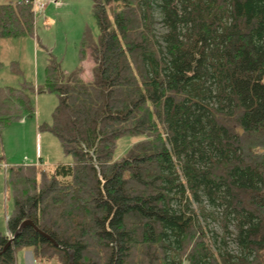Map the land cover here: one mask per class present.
Returning <instances> with one entry per match:
<instances>
[{"label":"trees","instance_id":"16d2710c","mask_svg":"<svg viewBox=\"0 0 264 264\" xmlns=\"http://www.w3.org/2000/svg\"><path fill=\"white\" fill-rule=\"evenodd\" d=\"M34 1L0 5V40L35 36ZM92 2L99 35L80 51L91 81L52 58L44 86L0 88V141L35 115L32 94L54 93L45 131L73 158L8 168L0 264L26 248L39 264H69V250L75 264H264V0ZM127 136L143 140L116 159ZM202 198L233 220L236 260L200 237L189 213ZM26 220L57 246L27 226L3 252Z\"/></svg>","mask_w":264,"mask_h":264},{"label":"rangeland","instance_id":"374dc122","mask_svg":"<svg viewBox=\"0 0 264 264\" xmlns=\"http://www.w3.org/2000/svg\"><path fill=\"white\" fill-rule=\"evenodd\" d=\"M41 1L49 0H36V2ZM7 3L8 0H0V5ZM55 3H61L62 7ZM52 5L44 14H39L36 6L34 37L24 36L18 39L0 40V88H21L25 83L33 84L36 88L44 86L47 66L52 58L60 64L65 74L73 73L82 67L85 70V76H90L93 67L92 59L87 55L86 59L81 60L80 51L86 32L91 31L94 38L99 35V28L93 16L92 0H54ZM159 28L161 30L160 26ZM32 99L36 110L35 115L24 117V122L12 123L2 130L0 161H6L11 167L34 165L35 159L36 163H39L40 160L36 158L37 148L39 149L36 134L41 129L40 133L49 138H44V135L41 138L43 157L47 161L44 169L53 170L48 161L68 163L63 162L66 161L67 156L59 139L49 131H45V127L53 125L59 97L54 93L40 92L32 94ZM141 140H143L142 137L121 138L118 141L115 158L121 159L126 156L132 146ZM47 155L51 158H46ZM60 155L63 161L58 160ZM69 158L73 163V158ZM10 188L7 176L0 168V227H2V221L6 219V213L10 214L14 209L15 202ZM190 200L194 215L189 213V216L196 221L197 228L201 227L204 231L200 237L204 238L213 256L220 259L219 255L222 253L230 254L234 260H236L235 257L239 258L241 251L235 243L233 220L227 225L222 208L209 207L204 198L202 203ZM201 204L206 210L205 214L210 216L203 215ZM191 247L193 245L189 247V252ZM182 264L190 263L185 259Z\"/></svg>","mask_w":264,"mask_h":264},{"label":"crops","instance_id":"0c3cea01","mask_svg":"<svg viewBox=\"0 0 264 264\" xmlns=\"http://www.w3.org/2000/svg\"><path fill=\"white\" fill-rule=\"evenodd\" d=\"M53 2H54V0H52ZM56 2H58V1H56ZM52 5V4H51ZM50 5V6H51ZM53 6V5H52ZM59 7H62V4L61 3H59ZM49 9V8H48ZM57 9V8H56ZM47 11V10H46ZM91 73H92V69H91ZM90 73V76L89 75H86L85 76V70L83 69V73H82V77H83V79L85 80V81H91L92 80V74ZM23 122H24V120H22ZM21 121V122H22ZM40 131H41V129H39V131L37 132V134H36V136H37V141L39 140V149L37 148V157L36 158H38L40 161H39V163H36V159H35V161H33V162H35L34 163V165L35 166H38V167H40V168H44L45 166H46V162L47 161H45L44 160V157H43V149H42V141H41V138H42V136L44 135V134H41L40 133ZM48 136L47 135H44V138H47ZM47 139H49V138H47ZM51 141V140H50ZM48 157H46V158H49L50 157V155H47ZM51 158V157H50ZM1 160V159H0ZM28 160V159H27ZM58 160H62L63 161V159H62V157H61V155H60V157H58ZM63 162H68V163H65V164H68V165H71L72 164V162H71V160H70V158L67 156V158H66V161H63ZM48 163L50 164V166H52V167H55V166H57V165H59V164H61V163H57L56 161H54V162H50V161H48ZM33 164V163H32ZM24 165H26V164H24ZM5 166H7V169H5ZM21 166V165H20ZM0 168H2L3 170H4V172H5V174L7 173V170H8V168H11V166L8 164V163H6V161H0ZM7 208V207H6ZM0 224H1V216H0ZM1 226V225H0ZM0 231H2L3 233H5V234H9V229H8V213H6V219L4 220V221H2V227H0ZM16 264H39L37 261H36V259H35V256H34V252H33V249H31V248H26V249H23V250H20V251H18V253H17V258H16Z\"/></svg>","mask_w":264,"mask_h":264},{"label":"water","instance_id":"95a60500","mask_svg":"<svg viewBox=\"0 0 264 264\" xmlns=\"http://www.w3.org/2000/svg\"><path fill=\"white\" fill-rule=\"evenodd\" d=\"M27 226H31V227H33L39 235H41L43 238H45L46 240L52 242L55 246H57V243L55 242V240H54L52 237H50L49 235H47L46 233H44L43 231H41V230L36 226V224H35L33 221H31V220H26V221H24V222L21 224L19 231H18L16 234H14V235L10 238V240H9L8 244L6 245V247L4 248V251H3V252H5L6 249H8V248L11 246V244H12L13 241H14V239H15L18 235H20V234L24 231V229H25ZM69 252H70V254H71V255H70V263H69V264H75V262H74V253L71 252L70 250H69Z\"/></svg>","mask_w":264,"mask_h":264},{"label":"built area","instance_id":"2783aa9c","mask_svg":"<svg viewBox=\"0 0 264 264\" xmlns=\"http://www.w3.org/2000/svg\"><path fill=\"white\" fill-rule=\"evenodd\" d=\"M54 2L52 0L49 1H41V2H36V0L34 1V7L36 8L37 6V11L39 12V14H44L46 12V10L49 8V6L51 4H53ZM56 5H58L57 3H55ZM37 11L35 10V13H37ZM5 169H7V166H5Z\"/></svg>","mask_w":264,"mask_h":264}]
</instances>
